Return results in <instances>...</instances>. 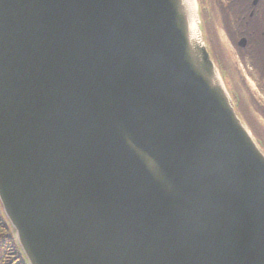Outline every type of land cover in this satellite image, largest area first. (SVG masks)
<instances>
[{
  "label": "water",
  "instance_id": "1",
  "mask_svg": "<svg viewBox=\"0 0 264 264\" xmlns=\"http://www.w3.org/2000/svg\"><path fill=\"white\" fill-rule=\"evenodd\" d=\"M0 204L28 264H264L196 0H0Z\"/></svg>",
  "mask_w": 264,
  "mask_h": 264
},
{
  "label": "rangeland",
  "instance_id": "2",
  "mask_svg": "<svg viewBox=\"0 0 264 264\" xmlns=\"http://www.w3.org/2000/svg\"><path fill=\"white\" fill-rule=\"evenodd\" d=\"M200 23L203 35L208 39L210 49L217 64L224 86L251 133L264 151V81L249 70L248 62L237 61L234 50L229 45L225 32L226 0H198ZM224 21V25H222ZM216 61V60H215ZM229 77L230 88L224 72ZM243 70V71H242ZM225 74V75H226ZM247 76V78L244 76ZM233 89V90H232Z\"/></svg>",
  "mask_w": 264,
  "mask_h": 264
},
{
  "label": "flooded vegetation",
  "instance_id": "3",
  "mask_svg": "<svg viewBox=\"0 0 264 264\" xmlns=\"http://www.w3.org/2000/svg\"><path fill=\"white\" fill-rule=\"evenodd\" d=\"M254 1L226 0L227 16L223 30L240 65L248 62L249 70L257 75L258 68L261 69L259 66L264 68V0ZM225 74L231 88L233 85Z\"/></svg>",
  "mask_w": 264,
  "mask_h": 264
},
{
  "label": "trees",
  "instance_id": "4",
  "mask_svg": "<svg viewBox=\"0 0 264 264\" xmlns=\"http://www.w3.org/2000/svg\"><path fill=\"white\" fill-rule=\"evenodd\" d=\"M19 249L13 238V229L0 208V264H25Z\"/></svg>",
  "mask_w": 264,
  "mask_h": 264
}]
</instances>
